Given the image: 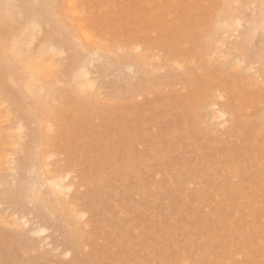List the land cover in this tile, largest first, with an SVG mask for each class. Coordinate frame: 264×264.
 <instances>
[{
	"label": "bare ground",
	"instance_id": "6f19581e",
	"mask_svg": "<svg viewBox=\"0 0 264 264\" xmlns=\"http://www.w3.org/2000/svg\"><path fill=\"white\" fill-rule=\"evenodd\" d=\"M219 3V13L217 16L214 14L216 18L212 24L207 23L208 18L204 19L206 26L203 24L204 27L200 29L201 23H196L195 26H198L191 31L177 30L172 35L165 32L166 29L157 35V29L132 30L123 41L116 42L107 36L102 38L93 28V31L90 29L89 21L84 19L86 6L83 0H0V207L5 204L6 210L4 215L0 211L2 224L10 225L20 234L32 236L40 250L42 243L52 238L50 232L54 234L59 231L57 237H65L67 245L62 255L77 258L90 243L89 237L84 235L86 225L94 223L93 210L97 213L96 209H102L107 217L115 213L113 222L107 219L102 224L96 223L101 224L104 231L110 232L113 237L122 231L119 226L121 221H129L123 215V203L114 205L108 201L116 194L113 189H107L105 175L100 174L99 177L103 184L99 192L101 201H90L91 206H86L84 198L79 197L83 183L78 169L60 158L62 151L58 140L65 109L80 115L81 130L85 131L87 122L82 115V110L88 106L85 98H99L106 104L115 99L126 102L124 126L121 127L123 142L117 148V152L124 157V163L118 168V173L122 171L128 188L131 177L139 178L141 187L138 191L142 192L154 186L151 190L160 189L169 196L174 190L184 192L188 184H194L196 176L188 162L186 169L175 175L168 168L163 169L165 180H161L160 185H157L155 178L148 181L144 176L160 174L161 170H154L150 161L156 159L160 164H165V157H175L173 153L182 148L185 138H196L201 144H208L225 138L224 135L233 136V141L240 139L234 148L237 152L234 155L238 156L249 145L245 139L248 130L254 126L256 131L252 130L251 133L254 132V136L255 133L262 135L264 0H219ZM78 21L80 35L73 30ZM109 72L116 74L114 83L106 81ZM246 90L251 93H245ZM241 96H246L243 102L239 100ZM65 102L80 103V106L67 108ZM244 102L249 104L248 108ZM57 103L59 113L52 112L53 107L57 109ZM243 104L246 109L242 107ZM249 108L251 111L255 109L256 121L251 119L253 113ZM85 112L90 113L88 110ZM169 112L173 118L166 123L160 116ZM152 128L157 130L153 133L158 137L152 138L151 143L142 141L135 145L134 138L142 134L150 137L148 129ZM251 158L253 165L250 167L243 162L245 158L241 162H229L228 171L222 175L216 199L219 205L216 212L221 219L231 214V203L227 202L241 190V182L254 179L257 181V192H261L259 185L264 182V155L252 154ZM230 177L239 178L238 183L233 179L234 183H231ZM18 186L27 191L28 199L37 207L35 213L31 211V215L36 217L35 221L29 218L31 212L27 217L10 194ZM6 191L9 194H5ZM242 195L248 199L249 209L257 206V197L253 193L247 195L240 192L238 196ZM161 196L159 194L157 199ZM200 198L204 200L201 195ZM108 202L116 211L108 209ZM189 202L187 197L185 203ZM258 205L261 204L258 202ZM58 206L64 208L62 217L59 216ZM40 209L54 222L42 221L36 215ZM135 210L133 208L132 212ZM258 238L261 240L262 237ZM49 243L45 246L52 242ZM221 246H217L218 249ZM244 249H239L241 254ZM189 257L184 252L178 259L169 260L166 264H187ZM241 258L237 256V260ZM201 260L202 257L198 255L193 264H199ZM240 262L243 264L242 260Z\"/></svg>",
	"mask_w": 264,
	"mask_h": 264
},
{
	"label": "rangeland",
	"instance_id": "374dc122",
	"mask_svg": "<svg viewBox=\"0 0 264 264\" xmlns=\"http://www.w3.org/2000/svg\"><path fill=\"white\" fill-rule=\"evenodd\" d=\"M209 1L83 0L84 5L86 6L84 19L89 21L88 25L90 26V29L92 30L93 28L99 36L102 38L108 37L110 40H115L116 42H120L121 40L123 41L127 36H129V32L132 30L143 31V29H157L158 32H155L157 35L160 31H165L166 29L165 32L172 35L173 32L177 30L188 29L187 31H191L201 23L199 26L200 29V27L206 26V23L204 22L207 21L204 19L207 18V23L212 24L213 20L216 18L214 17V14L217 16L219 13L220 3L219 0ZM67 10L70 11L69 8H67ZM197 18L199 19L197 20ZM194 19L197 21L195 22ZM154 21L157 24H155ZM78 23L79 21L76 26H74L73 30L80 35L81 30L78 27ZM196 23L198 24L195 26ZM112 69L113 68L110 70ZM115 78L116 74L109 72L106 81H112L114 83ZM245 93L251 92L246 90ZM165 95H167V93H165ZM150 98L153 97L150 96ZM241 98L239 100L240 102H243L244 99H246V96H241ZM85 99L88 101V106L82 110V115H84L87 122L85 131L81 130L82 119L80 118V115L71 109H65L66 115L62 118V128L60 129L61 137L58 140L60 145L59 147L62 151L60 158L64 160L63 162L74 165L78 169L80 181L83 183L79 197L81 199L84 198V204L86 206H91L90 201L93 203L95 201H101L99 192L103 189V184L100 182L99 177L100 174L105 175L104 182L108 185L107 189H113L116 194L112 195V198H109L108 201L114 205L115 203L119 205L123 203L121 205L125 211L123 215L129 221L126 223H122L121 221L119 226L122 231L117 233V237H113L110 232L106 233L104 231L101 226V222H104V220L107 219H109V222H113L115 213L107 217V214L103 213L102 209H96L97 213L93 210L95 218L93 217L92 220H94V223L89 222L87 219L90 218L87 217L86 220L89 222V225H86L84 235L89 237L90 243L82 249V253H80L82 254L81 256L80 254L78 256L76 255L77 258L74 255H62L64 253L63 250L67 245L65 237H57L60 234L58 233L59 231L54 234L51 231L50 233L52 234V238L43 242L44 244L42 243L43 246L40 250V248L36 247L38 243L35 239L31 238L32 236L30 237L28 235L20 234L10 225H4L0 222V264H166L169 260H176L177 257H181V254L184 252L190 255L189 260L186 261L187 264H193V262L195 263L198 255L202 257L201 263L199 264H241L240 260H242L243 264L245 261V264H255V262L257 264H264V244H262L264 243V212H262L264 211V202L262 203V201H264V182L261 183L262 185H259V189L261 190L260 193L257 192V181L254 179H250L251 182L250 180L246 183L241 182L239 184L241 190L237 194H233L229 199V202H227L229 204L231 203L229 206V208H231V214L224 216L221 219L216 212L219 207L216 201L219 184H222V175L228 171L226 168H228L229 162L230 164L234 161L241 162L242 159L245 158L243 159V162L250 167L253 165V158H251L252 154H258L260 157H263L264 140L261 142V139H264V132L260 136L255 133L254 136V132L251 133L252 130L256 131L253 129L254 126L248 130L247 134H245V139L249 142V145H247L245 149L242 150V154L238 156L234 155L237 154L235 144H238L237 142L240 139H234L233 141V136L231 138L224 135L225 138L216 142H209L208 144H201L196 138L183 139L184 143L182 144V148L173 153L175 157H165V164H160L156 159L150 161L152 164L151 167L154 170H161L160 174L155 176H151L149 174L148 176L146 174L144 176H146L148 181L156 179L155 181L157 182V185H160L161 180H165L163 169L168 168L170 173L175 175L178 172H183L187 166L186 162H188L191 171H193L196 176V180L193 182L195 187L190 183V186H188L189 184L187 185L186 191L181 192L179 190H174L172 191L174 194L171 192L168 196L167 193H165L166 191H162L160 189L151 190L153 189V186L146 191V194V192L138 191L139 187H141V180L139 178L131 177L129 184L130 188H128L126 187V182L122 178V171L120 170L121 172L118 173L120 165L122 166L124 163V157L121 153L117 152V148L121 146V142H123L121 127L124 126L122 123L125 121L124 114L127 109L126 102H121L120 99H118L119 101L115 99L109 100L108 104H106L99 98ZM244 103L245 105L248 104L247 102ZM79 104L65 102L67 108L80 106ZM57 105V109L55 107L51 109L52 112L59 113V104L57 103ZM245 105L243 104L242 107L246 109ZM248 105L247 108L249 107ZM85 110L90 111V113L85 112ZM249 111L251 114H254V116L252 114L251 119L256 121L255 109L252 111L250 109ZM160 117V119L169 123L172 121L171 119L173 118V115L169 112L165 113V116L163 114V116L161 115ZM255 128L257 129V127ZM156 129H148V132L151 133L149 134L150 137H147L145 134H142L141 136L137 135L133 140L135 145H139L138 142L142 143V141H149L151 143L153 141L152 138L155 139L158 137L157 133V135H154L153 133L154 131L157 132ZM251 134L255 144H253ZM234 138L236 137L234 136ZM141 146L142 144L139 147ZM253 148L258 150H254ZM222 152L223 154H221ZM105 171L107 174H105ZM112 173L114 175H112ZM227 179L228 177L226 180ZM232 179L237 183L239 181V178L230 177L231 183H234L232 182ZM127 189L129 190L126 191ZM240 192L247 195L253 193L257 197V206L249 209L248 199L244 198L243 195L238 196ZM124 193L126 195H124ZM5 194H9V192L6 191ZM10 194L13 196L15 201H17V205L25 212L27 217L33 214L31 211H34L37 207L30 201V199H28L27 191H23L20 186H18L13 189ZM159 194H162V196L160 199H157ZM200 195L204 199L203 201H201ZM187 197L189 198V203H185ZM81 201H79V204L83 205ZM109 202L107 203L108 209L116 211V209L113 208ZM258 202L261 205H258ZM3 205L5 204H2L0 207L1 214L6 211L4 210L5 207ZM133 208H136L134 212H132ZM225 208L227 209L228 206L225 205ZM58 209L59 216L62 217L64 208L62 206H58ZM245 209L249 213H247ZM29 212H31L30 215ZM245 214L247 215L245 216ZM36 215L44 222H54L53 220L48 219L46 214L43 213L41 209L36 211ZM29 218H33L32 221L36 220L34 219L36 218L34 215H31ZM86 220L83 222L86 223ZM96 223L101 224L98 225ZM247 226L250 230H252V232ZM259 226L261 227L259 228ZM244 227L245 229H243ZM216 229L217 233L215 232ZM210 231L212 233H210ZM245 233L246 236H244ZM104 234H107V236L105 237ZM53 237L55 239H53ZM257 237L262 238L261 240L259 238V240H257ZM211 239H213V241ZM233 239L234 241L236 240L235 243ZM231 240L233 242H231ZM241 240L243 242H241ZM262 240L263 242H261ZM54 241L56 242L54 243ZM48 242L52 243H49V246L48 244L45 246ZM106 244L109 245L106 246ZM117 245L118 247H116ZM217 246H221V249H218L219 247ZM241 247L245 248L244 251H242V254L244 255H242L239 250ZM52 248L56 249L52 251ZM232 248L234 250H231ZM255 249L258 250L257 254V250ZM96 250H98L97 253ZM228 250L230 252H228ZM238 250L240 251L239 253ZM249 250H251V252H249ZM222 254H227V256L223 257ZM235 254H240V256H237L239 258L242 256L245 260L242 258L237 260V256ZM214 259L216 262H214ZM228 259L232 262L229 261V263L226 261V263L224 261ZM139 260L141 262H139ZM252 260L254 261L252 262Z\"/></svg>",
	"mask_w": 264,
	"mask_h": 264
}]
</instances>
